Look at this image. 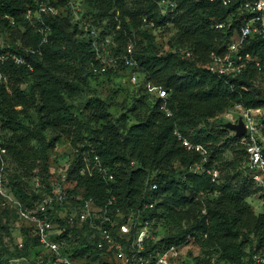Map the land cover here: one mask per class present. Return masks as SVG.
Listing matches in <instances>:
<instances>
[{
	"label": "trees",
	"instance_id": "trees-1",
	"mask_svg": "<svg viewBox=\"0 0 264 264\" xmlns=\"http://www.w3.org/2000/svg\"><path fill=\"white\" fill-rule=\"evenodd\" d=\"M37 1L0 0V24L8 28L17 27L16 32L21 36L20 41L0 43V56L6 57L0 65V125L11 132L7 146L20 161L26 158L33 140L38 141L44 154H47L53 140L47 138L46 130L66 128L73 120L71 109L74 106L68 104L63 96L67 92L75 95L78 87L75 79L69 78V71L76 70L75 64L70 65L66 61L69 55L79 63L90 64L88 71L85 69L83 73L85 78L124 77L127 74L124 69H109L105 73L94 71V65L99 64V60L93 38L70 15L44 18L51 27V33L48 41L42 44L41 29L44 25L35 18H25L26 11L35 9ZM141 1L143 3H139L136 11L131 13L139 15V31L154 38L157 36L156 29L180 25L178 40L182 43L189 41L190 45L178 44L176 47L182 48L181 52L166 54L156 53L152 46L139 52L136 46L139 66L135 70L141 81L135 85H139L140 90H148L144 86L148 81L158 85L162 83L168 96L161 98L157 95L158 103L151 107L148 114H137L133 110L131 114L137 120L134 124H127L125 115L119 119L120 123L110 119L109 113L88 118L84 112H80L92 140L91 147L95 149L94 159L98 156L101 164L114 175V179H109L97 168L85 183L83 195L91 196L99 203L115 197L116 205L126 213L142 210L143 219L154 220L152 229L158 237L156 242H148V248L183 247L192 239L201 240L206 247L219 246L220 259L236 264H255L256 254L264 256V214L257 215L247 201L251 194L250 183L256 181L245 166L248 155L243 136H236L232 132L233 136L227 137L226 130L230 129L213 132L207 127L211 125L210 119L229 112L235 105L264 109V87L257 84L258 77L264 74V38L255 36L244 42L240 53L246 58L241 73L236 76L214 74L206 68V63L213 53L226 52L232 37L245 21L247 14L240 8L247 0H173L176 6L173 12L168 13H163L158 0ZM82 2L85 6L84 18L90 27L99 29L101 40L107 37L111 39L113 54H122L136 27V23L118 16V10L124 13L125 0ZM88 5L97 12L93 14ZM145 17L149 22L154 21L156 26L144 23ZM105 18H109V22L103 25ZM220 22L226 25L216 27ZM70 27L73 28L72 33L67 32ZM74 33H81L85 40L74 39ZM25 47L39 48V51L26 52ZM186 51L191 55L187 56ZM9 53L23 57L24 63H17ZM25 83H28V89L22 87ZM144 97L147 95L138 100L141 106H146ZM29 119L35 121L34 127L28 123ZM201 121H205V125L199 126ZM259 121L263 133L264 118L260 115ZM63 131L68 134V128ZM179 134L192 144H200L208 150L205 166L219 171L216 182L206 171H192L191 167L200 163L203 156L194 149H188ZM232 144H241L243 148L241 158L244 159L245 174H233V179L238 178V184L232 181L223 183L221 171L214 166V162ZM0 146L7 149L9 159L8 148ZM45 170L49 171L48 164H45ZM153 183L158 185L157 189H150ZM200 192L206 194L201 203L205 211L189 230L161 235L162 209L170 210L173 205L195 203V196ZM22 195L25 196L24 193ZM41 198L32 201L31 205L35 206ZM153 202V208L145 207ZM3 204H6L5 201ZM13 210L19 218L17 210ZM51 216L52 221L57 220L54 213ZM22 230L26 251L33 252L32 261L37 264L38 257L45 249L40 246L32 226L24 224ZM197 231H200L199 235ZM70 235L82 238L90 252L87 258L84 251L74 252L71 256L79 264H94L100 251L92 237L93 230L85 226L69 227L61 236L67 240V245L71 242L68 241ZM254 239L256 244L253 246L251 243Z\"/></svg>",
	"mask_w": 264,
	"mask_h": 264
},
{
	"label": "rangeland",
	"instance_id": "rangeland-1",
	"mask_svg": "<svg viewBox=\"0 0 264 264\" xmlns=\"http://www.w3.org/2000/svg\"><path fill=\"white\" fill-rule=\"evenodd\" d=\"M56 1L60 0H54V2ZM139 3L143 2L141 0H125L124 13L118 10V16L122 15L128 22L136 23V27L135 24H132L135 28H133L134 32L131 35L132 39L130 42L135 47L137 46L139 52H142L147 46H152L153 50L158 54L181 52L183 49L176 47L178 44L183 46L190 45L189 41L182 43L178 40V34L181 29L180 25L156 29L155 33L157 36L154 38L139 31V25H137L139 24V15L131 14L136 11ZM88 8L93 14L97 12L90 5H88ZM108 22L109 18H105L103 25L108 24ZM33 24L35 25L36 23ZM16 28H8L4 24H0V43H10L14 40L20 41L21 36L16 32ZM67 32L72 33L73 28H68ZM73 38L85 40V37L81 33H74ZM25 48L31 49L32 47ZM66 61L70 65L75 64L76 70L69 71V78L75 79L78 83L75 95H70L69 92L63 95L68 104L74 106L71 109L73 120L66 128H59V130L49 128L46 130L47 138L53 140V146L47 151V154H44L42 145L38 141L33 140L30 145V151L26 154L24 161L18 160V157L7 146V140L12 135L11 132L3 129L0 125V144L6 146L10 152V158L7 160V164L9 163V193L18 198L24 207H35L33 204L31 205L32 201L35 200L34 202H36L39 200V197H43V194L51 188V186L49 187L51 179L64 173L67 174L66 185L73 187L76 192L83 194L85 183L92 178L97 167L94 159L95 149L91 147L92 140L89 137L88 128L84 125V119L80 115V112H84L88 118H95L100 114L109 113L110 119L116 122L119 121L120 123L121 120L119 119L125 115L127 117V124L131 125L137 121L131 114L133 110L137 114H148L151 107L158 103L157 93H153L149 89H138L139 85L130 83L125 76L85 78L83 73L85 74V69L88 71L89 63H79V61L73 60L71 55L67 57ZM257 84L260 87H264V74L258 77ZM159 85L164 87L162 83ZM144 86L146 88L147 85ZM22 87L28 89L29 85L25 83ZM144 94L147 95V97H144L146 106H141L138 100L142 99ZM165 106L166 103L164 102ZM261 112L260 116L264 118V109ZM228 113L233 114L235 121L243 118L242 111L238 105H235L229 112L219 114L215 118L210 119L211 125L207 127V130L221 132L224 128L227 129V123L229 122ZM28 123L32 127L36 125L33 119H29ZM205 123V121H201L198 125L203 126ZM67 128L68 134L63 131ZM226 132L227 137L233 136L232 132L234 131L231 129L226 130ZM262 141L264 144V130ZM242 155L243 148L241 144H232L214 162V166L221 171L223 183L232 181L238 184V178L233 179V174H245ZM45 164H48L49 171L45 170ZM250 185L251 194L247 198V201L257 215L264 214V188L258 182H251ZM205 198V192H200L195 196V203L180 206L173 205L170 210L162 209L163 215L160 217L161 229L159 231L161 235L189 230L190 226L205 211L203 204H201ZM3 203L4 199L0 198V264H34L32 261L33 252H27L23 242L24 232L22 227L24 223L17 218L13 208ZM196 234L199 235L200 231H197ZM68 241H71L68 244L69 246L67 245V251L70 255L74 252L84 251V256L87 258L90 254L85 244H83L82 238L68 236ZM255 244L256 241L254 239L251 245L254 246ZM218 248L219 246L206 247L201 244V240L194 241L192 239V241L180 249L179 258L175 264H236L231 260L220 259ZM238 264H241V262Z\"/></svg>",
	"mask_w": 264,
	"mask_h": 264
},
{
	"label": "built area",
	"instance_id": "built-area-1",
	"mask_svg": "<svg viewBox=\"0 0 264 264\" xmlns=\"http://www.w3.org/2000/svg\"><path fill=\"white\" fill-rule=\"evenodd\" d=\"M36 8H29L25 18L40 20L44 27L41 29L43 38L41 43H46L51 33V27L46 24L45 17H56L58 15H70L72 20L81 24L86 33L92 36L93 45L96 50V57L99 64L94 65L95 72L105 73L109 69L126 71L125 78L133 84L140 83V76L137 70L139 59L136 56V47L132 42L128 44L122 54H113L111 39L101 40L99 29L96 26L90 27V23L84 18L85 6L82 0H66L63 3L51 0L37 1ZM227 3V2H225ZM163 13L173 12L176 4L173 0H158ZM247 14L240 30L232 37L224 54L213 53L206 63V68L214 74L236 76L243 70L245 58L240 49L244 42L255 36L264 38V0H247L240 8ZM148 23V19L143 18ZM150 26L155 27V22L150 21ZM223 28L226 23L216 24ZM26 51L36 52L38 49L24 48ZM17 63H24L23 57L9 53ZM190 56L191 52L186 51ZM5 56H0L1 61ZM247 58H249L247 56ZM1 80V74H0ZM146 87L161 98H166L168 92L165 88L152 81L146 83ZM242 111V120L246 127V134L243 142L246 146L247 161L246 168L253 180L264 188V144L262 141V127L259 121L261 108H244L238 105ZM238 122V120H234ZM179 138L183 139L179 134ZM183 144L188 149H194L202 154L200 163L193 165L192 171H206L216 182L219 171L216 168H208V151L200 144H192L183 139ZM7 149L0 146V195L5 203L17 210L19 219L25 225L33 227L34 234L38 236L40 246L44 252L38 257L37 264H79L78 260L72 257L67 251L65 239L61 236L70 227H88L93 230V238L100 251L99 257L94 264H175L179 258L182 247L171 245L168 247L148 248L149 241H157L158 237L153 233L154 220L143 219L142 210L126 213L120 206L116 205L115 197L104 203L97 202L91 196H84L82 193H75L66 185L67 174L58 175L51 179V190L46 192L35 207H24L21 201L12 193H9L7 185L8 164ZM96 167L109 179L114 175L104 167L98 156H95ZM134 164V162H133ZM158 185L153 183L150 189H157ZM145 207L153 208L154 202ZM54 213L57 220L52 221ZM255 264H264V256L255 255Z\"/></svg>",
	"mask_w": 264,
	"mask_h": 264
},
{
	"label": "water",
	"instance_id": "water-1",
	"mask_svg": "<svg viewBox=\"0 0 264 264\" xmlns=\"http://www.w3.org/2000/svg\"><path fill=\"white\" fill-rule=\"evenodd\" d=\"M229 122L227 127L235 132L236 136H244L246 134V127L242 119L238 122H234V116L232 113H228Z\"/></svg>",
	"mask_w": 264,
	"mask_h": 264
}]
</instances>
